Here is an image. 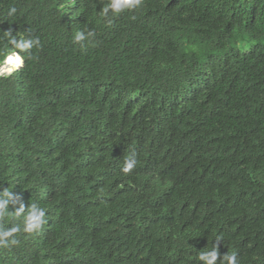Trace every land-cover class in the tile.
I'll return each instance as SVG.
<instances>
[{"label": "trees", "instance_id": "obj_1", "mask_svg": "<svg viewBox=\"0 0 264 264\" xmlns=\"http://www.w3.org/2000/svg\"><path fill=\"white\" fill-rule=\"evenodd\" d=\"M106 2L0 0L41 41L0 79V185L48 218L0 264H264V0Z\"/></svg>", "mask_w": 264, "mask_h": 264}, {"label": "clouds", "instance_id": "obj_2", "mask_svg": "<svg viewBox=\"0 0 264 264\" xmlns=\"http://www.w3.org/2000/svg\"><path fill=\"white\" fill-rule=\"evenodd\" d=\"M144 3L145 0H107L97 12V16L107 26H111L114 18L125 12L138 10L143 7ZM17 11L16 6H10L7 16L14 17ZM131 19L135 20L136 16L132 15ZM95 35L94 30L75 31L71 37V43L83 49L86 47V42H91ZM40 46V38L33 35L30 29H26L19 35L17 32L13 34L11 27L0 31V79L13 77L24 67L26 59L32 58V49ZM137 163V154L133 151L125 156L121 172L130 173ZM10 208L14 211H10ZM46 224H48V218L45 208L38 203H31L26 207L22 198L14 194L12 189L0 185V250L18 247L21 244L19 239L21 235H25V238L36 235L43 230ZM221 240L222 237L218 236L211 250L198 252L197 264H240L236 250L221 255L219 252Z\"/></svg>", "mask_w": 264, "mask_h": 264}]
</instances>
